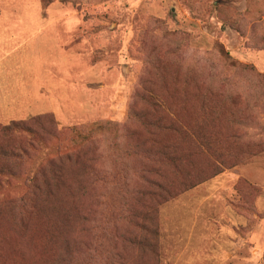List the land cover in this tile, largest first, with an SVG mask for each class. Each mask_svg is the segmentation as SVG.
Instances as JSON below:
<instances>
[{
  "label": "rangeland",
  "instance_id": "rangeland-1",
  "mask_svg": "<svg viewBox=\"0 0 264 264\" xmlns=\"http://www.w3.org/2000/svg\"><path fill=\"white\" fill-rule=\"evenodd\" d=\"M17 14L47 77L0 99V264H264V0H0ZM143 174L172 195L153 251L123 238Z\"/></svg>",
  "mask_w": 264,
  "mask_h": 264
},
{
  "label": "crops",
  "instance_id": "crops-1",
  "mask_svg": "<svg viewBox=\"0 0 264 264\" xmlns=\"http://www.w3.org/2000/svg\"><path fill=\"white\" fill-rule=\"evenodd\" d=\"M16 20L9 26L0 21V99H3V106L7 105L6 84H30L38 91V84L47 77V26L37 23V18L30 22L19 14Z\"/></svg>",
  "mask_w": 264,
  "mask_h": 264
},
{
  "label": "trees",
  "instance_id": "trees-1",
  "mask_svg": "<svg viewBox=\"0 0 264 264\" xmlns=\"http://www.w3.org/2000/svg\"><path fill=\"white\" fill-rule=\"evenodd\" d=\"M162 122H156L155 127L158 131H169L171 130L172 125L165 127L164 124H160ZM160 151L158 153L159 157H165L167 158H175L173 151H171V148H168L166 146H159ZM66 159L69 158L66 156ZM172 159V160H173ZM172 162V161H170ZM161 170L159 171V177ZM163 177H160L162 180ZM140 179L143 183V188L134 194L136 198L140 200L142 203L139 207V210L135 209L134 212L130 213L128 212L126 218L129 221L131 225V232H124L123 238L124 242L130 243L133 246L139 247V249H147L150 251H153V246L155 249V245L152 242L151 237L156 240V230L152 231V226L150 223L153 220V216L157 211V208L164 202H166L168 199L172 198V195L170 194L169 190L165 188L164 184L160 182V180L151 179L146 174H143L140 176ZM151 198L152 204H148L145 200V198ZM152 231V232H151ZM152 236H149L151 235ZM150 237V238H148ZM157 237V236H156Z\"/></svg>",
  "mask_w": 264,
  "mask_h": 264
}]
</instances>
